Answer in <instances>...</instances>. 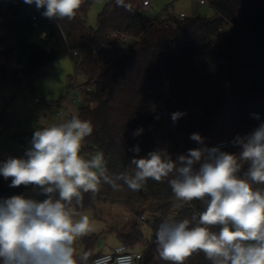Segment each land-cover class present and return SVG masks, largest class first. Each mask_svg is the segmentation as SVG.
Instances as JSON below:
<instances>
[{"label":"trees","instance_id":"obj_1","mask_svg":"<svg viewBox=\"0 0 264 264\" xmlns=\"http://www.w3.org/2000/svg\"><path fill=\"white\" fill-rule=\"evenodd\" d=\"M143 1L125 0L131 6L127 10L108 0L92 27L88 12L94 0H82L72 20L43 17V9L23 0H0V17L11 39L0 52L4 57L0 85L34 92L36 80L48 73L54 60L67 49L76 52V73L95 86L94 105H81L76 114L93 127L81 155L101 151L109 174L130 173L134 156L144 157L157 148L166 147L175 159L200 146L190 139L192 133H199L207 147L226 143L224 150L238 152L231 140L264 122V0H207L216 17L199 14L184 19L172 13L166 19L142 13ZM170 22L175 26L168 27ZM115 33L129 34L132 40L122 41ZM177 111L186 115L173 122L171 114ZM252 113L260 114L259 119ZM139 128L144 131L133 137ZM137 145L139 154L129 151ZM0 160L6 161L1 156ZM11 180L0 175V200L16 195L40 202L47 198L38 195V189L34 192L32 185L10 187ZM118 183L119 190L102 182L95 196L84 194L78 211H97L103 203L128 208L134 223L129 231L117 233L118 242L134 250L145 239L148 226L151 239L139 264H170L156 258V230L164 219L190 218L202 206L198 201L175 202L168 180L149 179L139 191ZM101 236L81 238L83 251L94 253L88 264L105 253L94 252ZM184 264L211 261L199 252Z\"/></svg>","mask_w":264,"mask_h":264},{"label":"clouds","instance_id":"obj_2","mask_svg":"<svg viewBox=\"0 0 264 264\" xmlns=\"http://www.w3.org/2000/svg\"><path fill=\"white\" fill-rule=\"evenodd\" d=\"M51 20L75 18L82 0H23ZM118 7L130 10L125 0ZM186 115L171 114L173 122ZM259 119L258 114H254ZM158 118V117H157ZM143 128L133 132L140 136ZM93 132L90 121L73 115L70 120L34 132L24 157H9L0 175L11 177L10 187L33 186L42 202L23 195L0 200V264H88L94 253L77 252V240L94 231L83 208L84 194L95 196L101 183L119 190L123 182L133 191L149 179L168 180L175 202L202 210L190 218L164 219L155 232L158 259L184 264L203 252L211 264H264V122L250 133L236 135L231 145L207 147L199 133L190 139L200 145L173 159L166 147L146 156H134L129 172L109 174L103 154L81 155L82 143ZM139 154V145L129 149ZM171 177V178H170ZM139 259V257H136ZM111 255L93 264H110ZM115 264H132L131 256H118Z\"/></svg>","mask_w":264,"mask_h":264},{"label":"rangeland","instance_id":"obj_3","mask_svg":"<svg viewBox=\"0 0 264 264\" xmlns=\"http://www.w3.org/2000/svg\"><path fill=\"white\" fill-rule=\"evenodd\" d=\"M107 1L94 0L88 12L90 26H97L98 14ZM151 2L148 8V14L151 16L165 14L168 11L174 14L184 12L187 16L199 14L208 17L217 16L216 10L210 4L201 5L198 0H153ZM0 57V63H2L4 57ZM75 61L73 52L67 49L63 55L52 62L46 75L38 77L34 92L21 91L12 86L3 88L0 85V156L2 158L24 157V155L17 156L16 152L10 149L12 143L25 141L29 138L30 132L70 120L72 114H77L81 104L59 106V101L70 91V77L76 78L78 83L85 82V77L75 71ZM96 154H102V152L94 151L86 157L91 158ZM2 163L3 161L0 160V164ZM80 214L88 215L94 225V231L88 235L102 233L101 238L106 242L104 252L118 243L117 233L129 231L135 219L128 208L114 203H103L98 205L97 211L86 209ZM81 238L75 244L77 252H82L84 249ZM150 239L151 230L146 226L145 239L137 244L134 250H143Z\"/></svg>","mask_w":264,"mask_h":264},{"label":"built area","instance_id":"obj_4","mask_svg":"<svg viewBox=\"0 0 264 264\" xmlns=\"http://www.w3.org/2000/svg\"><path fill=\"white\" fill-rule=\"evenodd\" d=\"M201 5H206L209 4L207 0H198ZM151 0H144L142 4L140 5L139 9L142 13H148V8L151 5ZM172 12H167L165 14H161L162 19H166L168 17V14ZM174 14V13H172ZM176 15L179 19H184L187 15L184 12H181L180 14H174ZM4 17H0V52H3L11 43V39L8 36L7 29L4 26ZM175 26V23L170 22L167 24V26ZM115 37H120L122 41H130L132 40V37L129 34H119L115 33ZM126 44L123 43L121 45V49L125 50ZM74 56L76 57V52H73ZM95 86L92 83H78L77 79L74 77H70V91L66 96H64L60 101H59V106L62 105H70V104H81V105H94V99L92 96V91L94 90ZM257 113H252V116ZM260 117V114H258ZM255 117V116H254ZM61 123V122H60ZM59 124V123H58ZM226 143H220V145H223ZM149 242V241H148ZM111 255L112 256V261H110V264H115L116 259L118 256H131L132 257V264H139L141 260L143 259L144 256V249L143 250H131L129 246L125 243H118L116 244L112 250L105 252L101 255ZM95 257V259L98 258ZM136 257H139L137 259ZM93 261L90 264H93Z\"/></svg>","mask_w":264,"mask_h":264},{"label":"crops","instance_id":"obj_5","mask_svg":"<svg viewBox=\"0 0 264 264\" xmlns=\"http://www.w3.org/2000/svg\"><path fill=\"white\" fill-rule=\"evenodd\" d=\"M1 58V57H0ZM3 88H5V87H9V86H3V85H1ZM73 116V114L71 115V117ZM51 126V125H50ZM20 140V139H19ZM29 142H30V140H29V138H26V140L25 141H23V140H20V143L19 142H15V144H11L12 146L10 147V149L11 150H14L15 152H16V154H17V156H20V155H24V153H25V151H26V149L30 146V144H29ZM23 143H24V145H23ZM2 155L3 156H6V155H4V153H2ZM86 157V156H85ZM87 158V157H86ZM4 159V158H3ZM4 160H7V159H4ZM9 178H11V177H9ZM119 243V242H118ZM117 243V244H118ZM113 248V247H112ZM111 248V249H112ZM110 249V250H111ZM109 250V251H110ZM136 251H137V249H136ZM108 252V251H107Z\"/></svg>","mask_w":264,"mask_h":264},{"label":"water","instance_id":"obj_6","mask_svg":"<svg viewBox=\"0 0 264 264\" xmlns=\"http://www.w3.org/2000/svg\"><path fill=\"white\" fill-rule=\"evenodd\" d=\"M105 240L103 238H99L96 248L94 250L95 253H99L103 250L104 246H105Z\"/></svg>","mask_w":264,"mask_h":264}]
</instances>
